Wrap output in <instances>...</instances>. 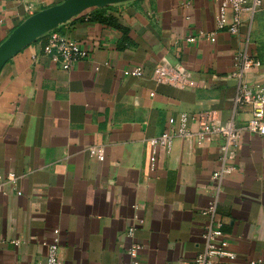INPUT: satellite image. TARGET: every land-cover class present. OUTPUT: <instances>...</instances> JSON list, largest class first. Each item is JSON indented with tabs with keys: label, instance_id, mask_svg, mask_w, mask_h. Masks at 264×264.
Segmentation results:
<instances>
[{
	"label": "crops",
	"instance_id": "obj_1",
	"mask_svg": "<svg viewBox=\"0 0 264 264\" xmlns=\"http://www.w3.org/2000/svg\"><path fill=\"white\" fill-rule=\"evenodd\" d=\"M35 1L37 13L64 0ZM221 1L125 0L88 9L56 28L88 52L69 70L43 54L47 34L5 63L0 176L17 180L0 191V264H45L44 243L55 229L61 264L189 263L203 250L201 211L213 198L236 255L230 264L264 252L262 137L241 132L236 157L226 162L235 169L218 181L220 138L200 147L176 139L169 152L150 145L180 114L192 131L202 112L220 124L250 119L251 107L233 102L231 74L235 56L246 53L260 66L243 80L264 88V2L243 14L232 36L215 30ZM101 9L110 23L90 20ZM30 16L21 0H0V44ZM200 31H215V41H187ZM157 64L184 68L200 87L155 84ZM136 67L141 77L123 74ZM91 146L103 148L102 160L89 156ZM132 242L140 245L136 259L128 255Z\"/></svg>",
	"mask_w": 264,
	"mask_h": 264
},
{
	"label": "built area",
	"instance_id": "obj_2",
	"mask_svg": "<svg viewBox=\"0 0 264 264\" xmlns=\"http://www.w3.org/2000/svg\"><path fill=\"white\" fill-rule=\"evenodd\" d=\"M24 3L25 11L28 15H33L36 10L35 0H21ZM264 0H222L215 18V30L223 31L229 35L236 36L242 25L243 14L250 15L257 13L263 5ZM197 37L207 38L215 41V31L198 32L196 37H189L188 42H194ZM43 54L50 61L58 65L62 70H69L72 64L87 57L88 52L77 41L67 38L58 32L51 31L47 34V40L43 46ZM236 69L231 77L237 82L234 104L236 106H250V119L243 125L237 126L230 120L225 123H218L214 112L207 111L199 113L195 117L197 129L192 131L188 127V117L180 114L178 118L168 119V129L161 135L150 140L151 147L171 151L176 139L191 142L196 147H200L215 138H220L222 143L219 147L223 167L221 171L212 174V178L218 181L223 171L235 169L233 165H227V161H233L236 157V149L239 145L241 132L245 131L253 135H258L264 139V88L261 85L251 86L243 80V73L251 68H258L259 61L253 60L246 53H239L234 58ZM125 76L139 78L143 75V70L136 67L123 72ZM151 79L157 85H167L178 90L195 89L200 87V83L193 80L191 74L180 66L157 64L151 72ZM89 156L102 160L104 150L101 146H91L87 149ZM16 176L9 173L6 177L0 176V191L5 184L15 187ZM17 195H20L17 192ZM217 199L210 200L201 215L208 219L205 227L203 250L189 263L181 264H230L236 255L228 249V243L224 240L222 232V222L216 211ZM136 208V206L134 207ZM136 219V217H135ZM133 228L127 232L129 237L133 236ZM15 243V242H12ZM46 247L45 264H61L59 258L60 237L59 230L52 231L51 237L44 243ZM140 245L132 242L128 248V255L136 259ZM134 264L137 262L134 261ZM243 264H264V252L258 257L250 259Z\"/></svg>",
	"mask_w": 264,
	"mask_h": 264
},
{
	"label": "water",
	"instance_id": "obj_3",
	"mask_svg": "<svg viewBox=\"0 0 264 264\" xmlns=\"http://www.w3.org/2000/svg\"><path fill=\"white\" fill-rule=\"evenodd\" d=\"M125 0H64L28 17L0 44V70L13 56L38 38L54 31L73 17L92 8H103Z\"/></svg>",
	"mask_w": 264,
	"mask_h": 264
},
{
	"label": "trees",
	"instance_id": "obj_4",
	"mask_svg": "<svg viewBox=\"0 0 264 264\" xmlns=\"http://www.w3.org/2000/svg\"><path fill=\"white\" fill-rule=\"evenodd\" d=\"M91 14H92V17L90 20L92 21L106 22V23H110L112 21L111 17H107L104 15L103 9L93 10ZM58 31H59V28L54 30V32H58Z\"/></svg>",
	"mask_w": 264,
	"mask_h": 264
}]
</instances>
